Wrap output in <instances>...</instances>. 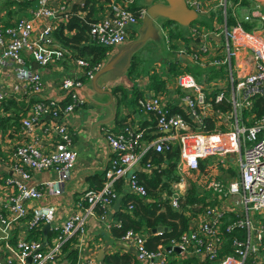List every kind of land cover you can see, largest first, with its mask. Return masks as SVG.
Wrapping results in <instances>:
<instances>
[{
    "label": "built area",
    "instance_id": "obj_1",
    "mask_svg": "<svg viewBox=\"0 0 264 264\" xmlns=\"http://www.w3.org/2000/svg\"><path fill=\"white\" fill-rule=\"evenodd\" d=\"M185 1L189 6L193 5L199 14L206 11L201 0ZM225 2L219 0L220 4L224 5ZM72 3L83 6L84 0H60L57 3L36 0L35 5L28 9V16L18 17L6 24L0 23V73L3 66H8L13 68L15 76L11 90H0V123L5 113L1 101L5 97L28 101L31 95H36L27 104L24 113L19 114L18 126L15 127L25 134L36 126L39 128L38 136L31 135L29 139L18 141L11 149L9 166L15 175L3 179V184L8 187V195L4 207L0 208V230L5 233L12 219L25 216L26 204L31 201L34 205L26 218L27 230L47 222L53 232L45 245L35 237L18 235L13 246L6 244L5 252L0 249V264H53L63 243L76 232L82 233L90 217L109 211L112 201L120 195L114 188L117 179L125 180L128 193L145 197L146 188L135 171L139 168H144L146 173L160 171L164 165L163 162L158 164L152 161L150 156L142 161L143 156L148 150L163 153L172 149L174 143L178 144V160L175 162L178 173L197 169L199 160L204 158L207 161L214 158L226 168L230 166L229 158H233L236 174L226 180L213 177L207 181L206 187L219 200L213 202V199H207L211 197H206L204 206L191 221V228L182 231L178 238H169L170 247L148 248L140 229L127 228L121 236L132 238L137 264H183L172 261L170 254L174 245L179 252L196 256L197 264H264V109L258 113L251 111L255 99L264 100V37L256 32H246L241 26L231 27L228 35L225 23L215 25V34L222 36L219 52L214 49L210 51L205 29L197 24L189 26V31L200 38L196 46L186 52L189 60L200 67L226 68L230 88L228 109L212 108L205 100L203 87L196 82L179 96L189 119L180 112H170L159 94L140 97L136 102L137 107L153 115L150 137L144 139L143 130L129 123H124L119 129L103 127L102 135L109 155L100 184L80 191L73 209L61 223L54 222L52 206L37 203L44 189L42 184L51 191H57L70 175L76 151L69 146L71 135L67 116L82 103L84 79H89L101 66L99 59L90 61L54 40L52 30L60 21L67 20ZM144 11L145 7L136 0H108L88 22L87 41L105 47L126 41L131 27L140 22ZM257 16L264 21L263 14ZM243 17L248 18V15L244 14ZM40 18L45 23L38 26L35 22ZM164 37L168 41L166 33ZM229 44L250 53L249 70L242 72L241 62L230 64ZM21 52H25L41 67L56 64L63 57H68L74 66V73L59 78L57 95L39 96L43 87L40 72L25 67ZM181 52H185V48L176 55ZM181 81L190 87L187 77L182 76ZM223 97L221 87L214 101H221ZM242 110L251 111L244 120L240 117ZM204 116L211 120L224 118L230 121L231 126L222 128L217 120L213 128L205 131ZM244 121H249V124ZM11 129H14V125ZM45 137L48 138L47 142L43 140ZM42 169L55 171L56 177L40 185L30 184L31 174ZM180 196L174 190L166 195L165 200L171 207L178 208ZM124 205L126 211H132L131 200L127 199ZM116 225H120L118 220ZM238 230L244 232L243 238L235 234ZM225 234L230 236L229 249L222 252ZM258 251H262V254L256 260L249 258ZM81 264L102 263L87 256Z\"/></svg>",
    "mask_w": 264,
    "mask_h": 264
},
{
    "label": "crops",
    "instance_id": "obj_2",
    "mask_svg": "<svg viewBox=\"0 0 264 264\" xmlns=\"http://www.w3.org/2000/svg\"><path fill=\"white\" fill-rule=\"evenodd\" d=\"M59 1L60 0H51V3H57ZM107 1L108 0H99L92 2L90 0H84L83 7H79L77 3H72L71 9H73L72 12L75 13L78 18L90 19L103 9V6ZM201 1V5L206 8V11L201 14L197 12L199 18L192 20L191 23L185 25L186 27L174 20L158 18L156 25L159 26V28L160 26H163V23L168 26H163L158 30L160 38L157 40L146 39L143 43L145 44V47L146 45H150L149 47L152 45L153 48V55L149 63H143L142 57L140 55L138 56V53H136L139 49L143 50V48H140L141 45H143L141 44L132 51L125 71L121 75L112 77L113 73L107 71L106 74L96 78L95 83L99 90H94L92 88L91 80L84 79L83 90L81 93L82 103L67 116L68 130L71 135L69 146L76 151V156L73 166L70 169L69 177L63 182L61 188L57 191H51L50 189L45 188L44 184H42L43 181L53 180L56 177V172L51 169L34 171L29 179L30 184H42L44 189L41 197L37 200V203L39 205L52 206L54 210V222L61 223L67 214L71 212L74 200L80 191L89 186H98V184H100L103 177V168L109 155L107 144L102 135L103 127L119 129L124 123H129L132 126L139 127L143 130L144 139L150 137L154 121L153 115L137 107L136 102L138 98L159 94L161 95V100L169 107L170 112H180L184 117L187 116L186 118L189 119L190 116L185 113L184 103L180 101L179 96L183 90L191 89V84L196 82L203 87L205 91V100L210 103L212 108L226 110L230 107L228 101L230 97L229 85L227 91L224 92V97L222 99L225 106L219 108V106L217 107L214 105L215 94L221 87L224 91V87H215L213 85H216V80L219 82L221 81L222 77L219 74L220 68L225 70L227 78L226 68L224 66L217 68L200 67L193 64L187 57L186 52L195 47L197 41L200 39L196 34L193 35L189 31V26L197 24L201 29H205L208 32L210 51L214 49L215 52L220 51L218 45L222 41L221 34H215V25L217 24L225 23L228 35L231 33V27L241 26L246 32H256L264 37V21L258 19L257 16V14L264 15V11H262L264 10V0H226L224 5L220 4L219 0ZM35 2L36 0H16L15 2H11L10 0H0V23L6 24L18 17L28 16V9L34 6ZM138 2L141 4L140 1ZM92 7L94 8L93 10L91 9ZM244 14H247L248 18H244ZM65 21L66 20L60 21L58 24H64ZM43 23H45L43 18H40L35 22L38 26ZM139 23L131 27L127 40L136 37L137 26ZM73 32L74 29H63V33L66 35H70ZM164 33L167 34L169 38L168 41L165 40ZM53 37L56 43L64 46V44H62L55 36ZM86 42L88 43L87 40ZM115 46L116 45L105 47L102 56L99 58L101 64H103L104 60L114 52ZM182 48H185V52H181L177 56L176 52ZM70 49L75 54L84 56L83 54L78 53L75 48ZM244 52L245 51L238 49L233 54V57L229 54L230 64L235 65L237 62H241L242 72H245L250 68V53L248 51ZM21 55L24 58V65L26 68L30 70H38L40 72L43 87L40 93H38L39 96L57 95L59 92V78L65 74L74 73V66L71 59L68 57H63L56 64L41 67L32 61L29 56L27 57L25 52H21ZM196 73L198 74L196 75ZM182 76L187 77L190 81V87L188 84L182 83ZM222 81L225 85V80L222 79ZM14 83L15 76L13 68L3 66L0 73V90H11ZM36 97V95H31L29 100L26 101L22 98L19 99L13 96H7L1 101V107L5 110V113L2 122L0 123V208L4 207L3 203L6 202L8 195V187L3 184V179L7 176L13 177V175H15L9 166L11 161L10 152L13 145L18 141L29 139L31 135H39V128L37 126L33 128L29 134L20 132L18 127H15L18 126L17 119L19 114H23L27 104ZM247 111L248 110H242L240 112L242 120H244L247 113L255 111L253 110V105L251 111ZM203 119L206 122L205 131L213 128L217 120L222 128H228L231 126L230 121L224 118L221 120L218 118L216 120H211L209 117L204 116ZM244 122L249 124V121ZM12 125H14L13 130L11 129ZM208 126L209 129H206ZM43 140L47 142L48 138L45 137ZM174 145L178 148L177 143H174L172 148ZM177 160L178 151L176 161ZM202 160H204L202 170H205L207 177H204L199 182L200 188L203 189L199 194L203 195L204 200L202 203H189L181 208L183 209L184 215L187 217L188 228H191L192 219L196 213L202 209V206H204L203 204H205L206 197H211L207 199H213V202L219 200V197L212 194L211 190L206 187L207 181L213 178L209 173L219 162H216L214 158H209L208 161L205 158ZM161 162H163L162 165L164 166L160 168V172L168 167L166 162ZM156 163L159 164V162ZM219 165L221 166L220 163ZM229 165L230 166H227V169L232 172L230 176L235 175V161L232 163V160L229 158ZM193 170L196 169L182 171L189 175H180L176 170L179 176L176 181L173 180L171 181L172 183L170 182V191L158 186L155 190L151 191V193H147L145 197L141 198L128 193L124 179H117L114 182V188L120 192V195L117 200L112 201L109 206V211L100 213L97 217H90L86 222L84 231L82 233L76 232L71 236V240L69 239V243L61 248L53 264H68L69 252L71 250L76 254V259L73 264H81L83 258L87 256L96 258L102 264H137L134 257L132 238H125V236L123 237L121 234L116 233L118 231L117 228L121 226L118 227V225H116L117 220L122 224V219L119 216L120 214L126 213L130 214V217L134 216L132 211L129 212L125 210V200L130 199L126 194L136 197L142 204L155 200L158 202L165 200L166 195L172 193L174 190H177L178 193L183 196L187 183H189L188 180L190 174H195L192 173ZM138 171L145 175H149L153 172L146 173L144 168H139ZM230 176L215 178L226 180L228 178L230 179ZM159 177L160 179L164 178L163 174H160ZM213 202L211 201V204H214ZM26 205L27 213L25 216L12 219L11 225L5 233L0 230V249L4 252L5 245L9 244L13 246L18 235L22 234L39 239L43 245L50 241V237L53 234L52 228L50 226L43 228L44 222L35 229L27 230L26 218L29 217L34 202L29 201ZM160 206L162 209L163 206ZM139 229L145 235L146 240L152 236L150 233L155 232L147 230L144 224L140 225ZM236 235L243 238L244 232L238 230V234L236 233ZM162 239L163 238H158V240H154L151 243L148 242V246L151 248H167L168 241ZM229 239L230 236L225 234L223 247L226 249L224 250L222 247V252L228 251ZM172 251L173 253L170 254V256L172 257L173 262L179 261L183 264H197L196 256H193L188 252H179V248L172 249ZM261 254L262 251H258L256 255H250L249 258L256 260L258 255L260 256ZM112 255H115L113 258H116L117 256V259L112 260L109 258ZM107 258L111 261H109V259L107 260ZM201 264L207 263L202 262Z\"/></svg>",
    "mask_w": 264,
    "mask_h": 264
},
{
    "label": "trees",
    "instance_id": "obj_3",
    "mask_svg": "<svg viewBox=\"0 0 264 264\" xmlns=\"http://www.w3.org/2000/svg\"><path fill=\"white\" fill-rule=\"evenodd\" d=\"M10 1L15 2L16 0ZM90 1L94 2L99 0ZM91 9L93 10L94 8L92 7ZM72 11L73 9H70V14L68 15V18L64 24H58L52 30V35L55 36L62 44H64L65 47L67 46L68 48L72 49L75 48L78 53L83 54L84 56H86L85 58L89 59L90 61L98 60L102 56L103 51L105 50V46L97 45L92 42H86V40L88 39V22L90 21V19H93V17H91L90 19H80ZM63 29H74V32L70 35H66L63 33ZM214 105L217 107L219 106L220 108L224 107L225 103L222 100L219 102H214ZM263 108V99L257 98L253 101V110L259 112ZM206 129H209V126L206 127ZM177 151L178 148L176 145H174L172 149L166 150L163 153L154 150H148L146 155L143 156L142 161L145 159L146 156H150L152 161H164L168 164V167L166 169H163L162 172L153 170V172L149 175H145L142 172L135 171V174L137 175L138 179L144 184L147 193H151V191L155 190V188L158 186H160L161 188H165L167 191H170V182L173 180L176 181L179 176L174 168L177 158ZM203 166L204 160L200 159L198 168L192 171V173H195V175L192 174L191 176H189V183L185 189V192L183 196H180L178 209L172 208L166 202V200H162L160 202L152 201L146 204H142L139 200H137L136 197L131 195L129 196L128 194H126V196L130 198L129 200H131L133 203L132 213H134V216L130 217V214L126 213L120 214L119 216L122 219V224H120L121 226L119 225L120 227L118 226L119 228H117L118 231L116 233L122 234L127 228L138 230L140 225L142 224L146 226L147 230H151L152 227L160 223L161 225L165 226V229H163L160 233L156 231L150 233L152 236H150L148 240H146L145 237L144 243L146 247L151 248L148 246V242L151 243L154 240H158V238H163L162 240L165 241H168L169 238H178L182 231H186V229H188L187 217L184 215L183 209L181 208L189 203H202L204 200L203 195L199 194V192L203 191V189L200 188L199 182L196 179V173L200 172ZM160 174H163V179H160ZM160 205L163 206L162 209L160 208ZM236 233L238 234V231H235V234ZM69 239L71 240V236L63 243L62 247L66 246L67 243H69ZM223 249L225 250L226 248L223 247ZM113 256L115 255H112L109 258H111L112 260L117 259V256L116 258H113ZM109 258H107V260ZM75 259L76 254L73 250H71L69 252L68 264H73ZM109 261L111 260L109 259Z\"/></svg>",
    "mask_w": 264,
    "mask_h": 264
},
{
    "label": "water",
    "instance_id": "obj_4",
    "mask_svg": "<svg viewBox=\"0 0 264 264\" xmlns=\"http://www.w3.org/2000/svg\"><path fill=\"white\" fill-rule=\"evenodd\" d=\"M141 4L144 5L145 11L137 26L136 37L116 44L114 52L92 74L89 80H91L94 90H99L95 83L97 77L106 74L107 71L113 73L112 77L121 75L125 71L132 51L143 44L146 39L157 40L160 38L156 25L158 18L174 20L181 25H187L192 20L199 18L195 7L188 6L184 0H141ZM46 227H48L47 222L43 224V228ZM158 229H165V226L157 224L151 228V231ZM167 247L170 246L167 245ZM171 247L178 249L175 245Z\"/></svg>",
    "mask_w": 264,
    "mask_h": 264
},
{
    "label": "rangeland",
    "instance_id": "obj_5",
    "mask_svg": "<svg viewBox=\"0 0 264 264\" xmlns=\"http://www.w3.org/2000/svg\"><path fill=\"white\" fill-rule=\"evenodd\" d=\"M138 1H140L141 2V0H136V2L137 3H139ZM263 9V8H262ZM262 11H264V10H262ZM191 23V22H190ZM163 26H168V25H166L165 23H163ZM163 26H160V28H159V26H158V30L159 29H161V27H163ZM182 26H185V25H182ZM186 27V26H185ZM148 41H150V40H148ZM150 46V45H149ZM149 46H147L146 45V47H145V44H143V45H141V47L140 48H143V50H141V49H137L136 51V53H138V56L140 55L141 57H142V61H143V63H145V64H147V63H149L150 62V60H151V58H152V55H153V48H152V45H151V47H149ZM229 46H230V49H229ZM229 46H228V50H229V53H230V55L233 57V54L235 53V51H237V48L236 47H232L231 46V44H229ZM246 52V51H245ZM244 52V53H245ZM245 56H246V54H245ZM138 59H140V58H138ZM198 73H196V75H197ZM220 75H221V81L220 82H215L216 83V85H213V86H218V85H220V86H223L224 87V92H226L227 91V89H228V83H227V80H226V72H225V70L224 69H222V68H220V73H219ZM220 77V76H219ZM222 79H224L225 80V85L222 83L223 81H222ZM230 160H233V158H230ZM233 163V162H232ZM236 167V166H235ZM232 172L231 171H229L228 169H227V167H226V169L223 167V166H220L219 165V163L218 164H216L215 165V167H214V169L209 173V175H211V176H213V177H228V176H230V174H231ZM179 175V174H178ZM180 175H189V174H186V172H181L180 173ZM192 174H190V176H191ZM195 175V174H194ZM204 177H207V173L205 172V170H201L200 172H197L196 173V179H197V181L198 182H200ZM172 183V182H171ZM187 185H188V183H187ZM155 193V192H154Z\"/></svg>",
    "mask_w": 264,
    "mask_h": 264
},
{
    "label": "flooded vegetation",
    "instance_id": "obj_6",
    "mask_svg": "<svg viewBox=\"0 0 264 264\" xmlns=\"http://www.w3.org/2000/svg\"><path fill=\"white\" fill-rule=\"evenodd\" d=\"M144 6V5H143Z\"/></svg>",
    "mask_w": 264,
    "mask_h": 264
}]
</instances>
